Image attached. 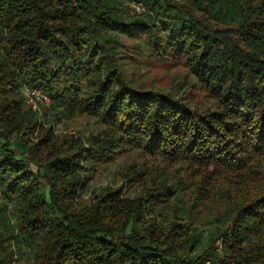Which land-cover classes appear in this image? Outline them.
<instances>
[{
  "label": "trees",
  "instance_id": "obj_1",
  "mask_svg": "<svg viewBox=\"0 0 264 264\" xmlns=\"http://www.w3.org/2000/svg\"><path fill=\"white\" fill-rule=\"evenodd\" d=\"M120 33L177 47L213 106L129 84ZM0 264H264V0H0Z\"/></svg>",
  "mask_w": 264,
  "mask_h": 264
},
{
  "label": "rangeland",
  "instance_id": "obj_2",
  "mask_svg": "<svg viewBox=\"0 0 264 264\" xmlns=\"http://www.w3.org/2000/svg\"><path fill=\"white\" fill-rule=\"evenodd\" d=\"M127 6V13L129 15H139L148 18V9L144 4L134 2L131 5L127 4ZM158 27L160 33H162L165 25L162 24V22H158ZM169 30L170 29H168V31ZM175 31L178 32L176 29ZM164 33L167 34L168 32L166 31ZM164 33H162V35L168 39L169 36ZM119 36L120 44L116 46V50L120 58L122 71L129 84L140 90L156 89L171 93L190 104L192 109L197 108L199 110H205L213 106L212 99L190 72L189 68L184 63V58L176 56L177 47L175 48V46L172 45L171 50H168V58L163 59L158 55L154 47V43L157 41L156 37L151 40L143 33H134L132 35L120 33ZM24 94L28 97L29 102L35 99L37 104L34 103L33 105L34 107L36 106V109L39 108L41 114L43 113V109L49 105V102L40 98V95L38 98L34 90L27 89L24 91ZM74 126V122L68 124L60 123L56 125V131L63 135L64 133H68L71 127ZM119 162H121V159H118V161L113 164L102 163L96 167L93 172L94 179L90 183L91 188L83 194L82 200H89L91 194L94 195L99 188L106 184L121 182L117 177L118 175H116L120 164ZM140 189V186H133V188L126 186V194L134 195L135 190L138 192ZM212 207L211 203H209V209L207 208L206 213H209L208 211ZM179 218L180 219H177L179 222H187L184 215ZM170 220L171 217L166 221L169 223ZM201 228L204 230L203 232H206V230L210 228V224L206 223L202 225ZM217 244L221 246L222 241L219 240ZM21 260H24L26 263L31 262L28 256L22 257Z\"/></svg>",
  "mask_w": 264,
  "mask_h": 264
},
{
  "label": "built area",
  "instance_id": "obj_3",
  "mask_svg": "<svg viewBox=\"0 0 264 264\" xmlns=\"http://www.w3.org/2000/svg\"><path fill=\"white\" fill-rule=\"evenodd\" d=\"M140 4H142V3H140ZM34 93H35L36 95H38V97H39V95H40V98H43L44 100H49L48 96L45 95V94H43V93H41L39 90H34ZM35 107H36V106H35ZM35 107H34V108H35Z\"/></svg>",
  "mask_w": 264,
  "mask_h": 264
}]
</instances>
